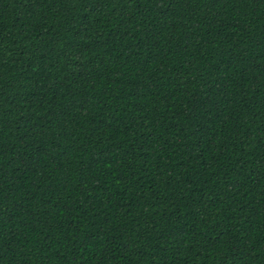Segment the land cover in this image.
Listing matches in <instances>:
<instances>
[{"label": "trees", "instance_id": "obj_1", "mask_svg": "<svg viewBox=\"0 0 264 264\" xmlns=\"http://www.w3.org/2000/svg\"><path fill=\"white\" fill-rule=\"evenodd\" d=\"M0 264H264V0H0Z\"/></svg>", "mask_w": 264, "mask_h": 264}]
</instances>
